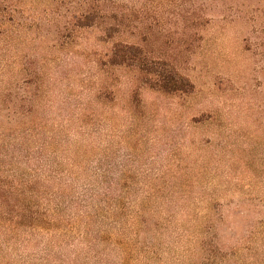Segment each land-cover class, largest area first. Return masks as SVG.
Here are the masks:
<instances>
[{"label":"rangeland","instance_id":"obj_1","mask_svg":"<svg viewBox=\"0 0 264 264\" xmlns=\"http://www.w3.org/2000/svg\"><path fill=\"white\" fill-rule=\"evenodd\" d=\"M179 1H146L157 52ZM204 4L201 39L176 62L193 85L181 98L106 65L115 41L136 37L75 28L78 0H0V76L14 79L21 60L39 67L48 126L113 171L111 183L127 171L140 190L126 244L93 250L103 264H264V0ZM0 264L21 261L0 252Z\"/></svg>","mask_w":264,"mask_h":264},{"label":"trees","instance_id":"obj_2","mask_svg":"<svg viewBox=\"0 0 264 264\" xmlns=\"http://www.w3.org/2000/svg\"><path fill=\"white\" fill-rule=\"evenodd\" d=\"M146 1L78 0L73 26L102 27L108 39L130 32L136 38L115 41L106 65L129 70L138 86L186 98L193 85L176 62L201 39L199 32L208 23L205 0H194V7L178 2L176 28L158 52L152 49ZM17 70L14 79L0 76V252L18 257L21 264H103L106 256L93 250L115 238L118 245L126 244L127 219L141 204L131 196L140 190L127 184V171L118 178L124 183L114 185L109 181L114 172L88 159L87 148L72 134V141L59 137L48 126L49 105L39 100L44 97L39 67L30 71L21 60Z\"/></svg>","mask_w":264,"mask_h":264}]
</instances>
